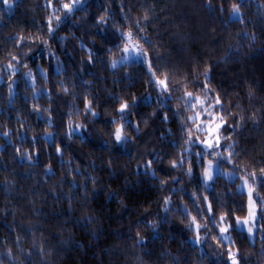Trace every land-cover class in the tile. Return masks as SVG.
<instances>
[{"label":"trees","instance_id":"16d2710c","mask_svg":"<svg viewBox=\"0 0 264 264\" xmlns=\"http://www.w3.org/2000/svg\"><path fill=\"white\" fill-rule=\"evenodd\" d=\"M70 2L0 0V264H231V250L264 264V209L250 243L246 194L222 174L206 188L200 146L182 155L197 134L185 92L218 97L221 166L261 176L264 0H81L69 16ZM121 32L147 61L111 68Z\"/></svg>","mask_w":264,"mask_h":264},{"label":"snow or ice","instance_id":"6c2138e0","mask_svg":"<svg viewBox=\"0 0 264 264\" xmlns=\"http://www.w3.org/2000/svg\"><path fill=\"white\" fill-rule=\"evenodd\" d=\"M3 2L5 4H8L9 7H11V3L12 2H15V0H3ZM241 2H243V0H241ZM82 6V3H81V0H71L70 3H65L62 5V7L64 9H67V13L68 15L70 16L71 13L73 12V10L75 8H80ZM239 13H240V6L239 4H233L232 5V16L233 17H236L237 20L239 19ZM57 21H59V17H56ZM145 19H147V17L145 16ZM101 22H103V17L101 18ZM49 25H51V20H49ZM137 27H139V25L137 24ZM49 31L51 32L52 29L51 27H49ZM120 37L122 40H125L126 41V44L125 46L120 49L124 54L125 56L122 58L121 62H124L125 60H134L136 62H140V63H144L145 61L148 60V52L146 49H144L141 45L139 44H136L133 40H132V34L129 32L127 34L121 32L120 33ZM146 43H150V41H146ZM13 59H15V57H13ZM113 67L116 66V62H113ZM6 69L10 70L12 68V65L11 63H9L8 65L5 66ZM26 67V65H25ZM149 70L151 71V64L149 62ZM28 75H31V73H29ZM41 75L43 76V70H41ZM153 75H155L153 73ZM205 76H207V73H205ZM153 83L158 86L161 90L162 93H166L168 92V84H167V78H165V80H159V79H154L153 80ZM205 88H207V85L205 84ZM185 96L188 98L186 100V104H188L189 107H195V104H192L190 103L193 99V93L192 92H185ZM195 101L196 103H199V104H203V101L199 98V97H195ZM216 103L219 104L220 101H219V98L217 97L216 98ZM210 107H214V105H210ZM128 108V105L127 103H123L121 104V107L119 109V111L121 113H123L126 109ZM207 111V110H205ZM92 115H95V113L93 112ZM209 115H212L211 113H209ZM229 115H231V113H229ZM199 118V113H197L195 116H192V117H188V119L190 121H193L195 122L197 119ZM219 120L220 122L216 124V131L218 132L219 128L223 126V124L226 122L224 121V118L222 116H214L213 117V120ZM79 126H77V129H74L73 131L75 132L76 130H78ZM196 131L200 132V131H208L210 133V135H213V139L212 140H203L201 141L199 139V137L196 138V140H192L191 139V136H192V132H191V129H188L187 130V135L189 137L187 143L189 144V148H186L185 149V153L182 154V155H185L187 153L190 152L191 150V145H194V144H201L203 145L202 149L200 152L198 153H195V155L198 157V158H202L203 155H207V154H211L213 156H220L222 159L226 160L227 162L231 163L232 160H231V153H228L227 155H225L223 152H216V151H213L214 148H219L220 147V138H219V135L213 133L212 129L210 128H201L199 124L196 125ZM124 139V137L122 136V128H118L116 133H115V140L117 142H121L122 140ZM225 140H228L230 139V137H224ZM233 145L232 144H226L225 145V148L226 149H230L232 148ZM149 165L151 164V161L148 162ZM184 166V161L183 159H181L180 161V164L177 165V163L175 161L172 162V167H183ZM188 175H191V168L188 169ZM250 175L253 177V179L255 180V173H250ZM213 178V162L211 160L208 161V167L203 171V180L206 182V181H209ZM261 179L264 180V169H261ZM244 186H247L248 188V197H249V201H250V204L253 203L252 201V194H253V188L251 185H248V182L247 180L244 181V185L241 186V188H243ZM206 199V198H205ZM165 211H167V204L169 203L168 200H165ZM262 204H264V200L261 201ZM207 209L208 211H211V205L208 204L207 205ZM187 210L185 209V212ZM254 213L250 210V217L253 215ZM213 219V222H215V217L212 218ZM220 220L221 222L223 223L225 221V216H221L220 217ZM235 223H236V227L238 230L240 231H244L245 230V226L249 224V219H244V220H241L240 218H236L235 220ZM190 227L193 228V230L195 231L196 233V241L195 242H199L200 241V235H199V228H200V225L198 223H196V218L193 217L192 220H191V224H190ZM247 232L248 233H252L253 232V227H247ZM228 231V227H221L220 228V239L221 240H228L229 238L224 235L225 233H227ZM138 243H142V240L141 241H138ZM229 259L231 260V264H238V261L236 260L235 258V253H229Z\"/></svg>","mask_w":264,"mask_h":264},{"label":"rangeland","instance_id":"374dc122","mask_svg":"<svg viewBox=\"0 0 264 264\" xmlns=\"http://www.w3.org/2000/svg\"><path fill=\"white\" fill-rule=\"evenodd\" d=\"M231 20L233 19H237L236 17H233L231 15L230 17ZM133 40V39H132ZM126 41L123 45V47L125 46ZM122 47V48H123ZM125 56V54L122 52L120 57L115 58L112 62H111V68L114 69L120 65L123 64H127L130 63L134 60H125L124 62H121L122 58ZM113 62H116V66L113 67ZM195 97H199L202 101L203 104H199L196 103L195 101ZM216 100L211 99L210 96H193V99L190 103L195 104V107H191L193 109V113L191 115L195 116L197 113H199V118L194 122V128L196 130V125L199 124L200 127L203 128H210L212 129L213 133L219 135L220 138V147L219 148H214L213 151L216 152H223L225 155H227L228 151H223V138H224V133H223V126L219 128L218 132L216 131V124L219 123L220 121L217 120H213L214 116H221L219 110H220V103L217 104L216 102H214ZM210 105H214V107H210ZM207 110V111H205ZM209 113H211L212 115H209ZM197 134L193 137L192 140H196L197 137H199V139L201 141L203 140H212L213 139V135H210V133L208 131H196ZM198 146L203 147V145L201 144H196ZM209 156L206 157L205 160V169L208 167V161L211 160L213 162V178L209 181H204L203 180V176H202V180L203 183L205 184L206 188L208 190H210L212 188L213 182L216 178L217 175L222 174L226 179H228L231 182H236V189L238 192L244 193L247 196V205H248V210H247V215L244 218H240L241 220L244 219H249V224L245 226V230L244 232L246 233L250 243H255L257 238H258V228H259V214H260V209H264V204L261 203L262 200H264V194L260 191L261 188L258 186H262L264 184V180L261 179V176L259 178L255 177V180L252 181V179H249L247 177H241L239 180H237L238 178V174L236 172H234L233 170H231L230 168H226L221 166V163L227 162L226 160L222 159L220 156H213L211 154H208ZM229 163V162H228ZM204 169V170H205ZM259 181H256V180ZM247 180L248 185H251L253 188V194H252V201L253 203L250 204L249 201V197H248V188L247 186H244L243 188H241L242 185H244V181ZM250 210L254 213L251 217H250ZM219 231L221 227H228V231L227 233H225L224 235H226L229 239L228 240H223L226 243H232V238H231V223L228 221H224L223 223L221 222V220H219ZM235 227H236V223H235ZM247 227H253V232L252 233H248L247 232ZM237 229V227H236ZM240 231V230H239ZM221 236V234H220ZM231 253H235V258L238 261L239 264V260L237 257V252L234 250L230 251ZM231 263V260H230Z\"/></svg>","mask_w":264,"mask_h":264}]
</instances>
